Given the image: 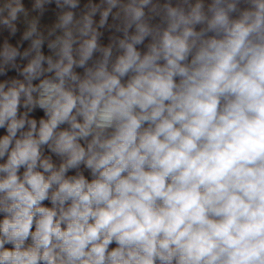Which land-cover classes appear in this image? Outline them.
<instances>
[{"label": "clouds", "instance_id": "obj_1", "mask_svg": "<svg viewBox=\"0 0 264 264\" xmlns=\"http://www.w3.org/2000/svg\"><path fill=\"white\" fill-rule=\"evenodd\" d=\"M0 264H264V0H0Z\"/></svg>", "mask_w": 264, "mask_h": 264}]
</instances>
